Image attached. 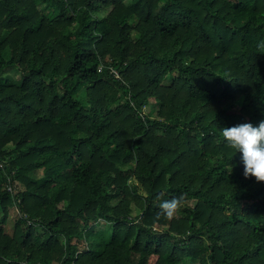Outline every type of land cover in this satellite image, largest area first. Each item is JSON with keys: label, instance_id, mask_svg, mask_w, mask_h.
Wrapping results in <instances>:
<instances>
[{"label": "trees", "instance_id": "trees-1", "mask_svg": "<svg viewBox=\"0 0 264 264\" xmlns=\"http://www.w3.org/2000/svg\"><path fill=\"white\" fill-rule=\"evenodd\" d=\"M262 40L264 0H0V264H264L221 133L264 119Z\"/></svg>", "mask_w": 264, "mask_h": 264}, {"label": "clouds", "instance_id": "clouds-1", "mask_svg": "<svg viewBox=\"0 0 264 264\" xmlns=\"http://www.w3.org/2000/svg\"><path fill=\"white\" fill-rule=\"evenodd\" d=\"M258 46L264 47V40ZM225 142L240 154L245 178L254 177L256 181H264V119L257 124L243 122L231 127L221 128ZM177 200L163 201L160 208L165 215H171L177 206Z\"/></svg>", "mask_w": 264, "mask_h": 264}, {"label": "rangeland", "instance_id": "rangeland-1", "mask_svg": "<svg viewBox=\"0 0 264 264\" xmlns=\"http://www.w3.org/2000/svg\"><path fill=\"white\" fill-rule=\"evenodd\" d=\"M148 107H146L147 109ZM19 189H22V186L19 184L18 185ZM138 212V209H134L133 213H137ZM17 217V211L15 208H12L10 213H9V216H8V219H7V222H6V226H5V232L6 233H9L11 234L12 233V230H13V227H14V221ZM102 223V222H100ZM103 236H107L108 233H109V230L108 228L106 230H104L103 232H101ZM179 264H197L196 261H183V262H180Z\"/></svg>", "mask_w": 264, "mask_h": 264}, {"label": "built area", "instance_id": "built-area-1", "mask_svg": "<svg viewBox=\"0 0 264 264\" xmlns=\"http://www.w3.org/2000/svg\"><path fill=\"white\" fill-rule=\"evenodd\" d=\"M9 178H10V177L8 176L7 179H9ZM7 189H8V190H13L14 187H13L12 185L8 184V185H7ZM36 264H38V263H36ZM39 264H40V263H39ZM50 264H51V263H50Z\"/></svg>", "mask_w": 264, "mask_h": 264}]
</instances>
